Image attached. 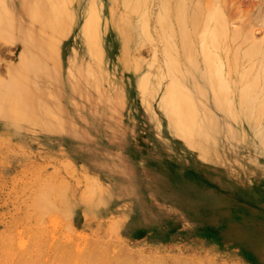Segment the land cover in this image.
<instances>
[{"label": "rangeland", "instance_id": "obj_1", "mask_svg": "<svg viewBox=\"0 0 264 264\" xmlns=\"http://www.w3.org/2000/svg\"><path fill=\"white\" fill-rule=\"evenodd\" d=\"M21 2L0 0V264H264V143L239 128L264 115L217 134L191 112L162 68L159 0H141L149 39L128 62L97 0ZM171 94L188 107L167 117Z\"/></svg>", "mask_w": 264, "mask_h": 264}, {"label": "bare ground", "instance_id": "obj_2", "mask_svg": "<svg viewBox=\"0 0 264 264\" xmlns=\"http://www.w3.org/2000/svg\"><path fill=\"white\" fill-rule=\"evenodd\" d=\"M21 1L12 5L13 8L20 10ZM232 1L159 0L160 4H157L155 33L162 44V68L168 71L173 87L178 86L182 92L192 94L190 101L196 106L190 107L191 112L202 115L209 131L217 134L229 133L227 116L239 126V116L252 120L264 115V38L255 40L252 37L253 26L259 21L264 28V8L253 1L244 10H239L237 6L234 8ZM97 2L101 7L99 18L103 26L114 32L113 38L109 37V47L121 48L124 61L128 62L126 54L130 48L141 43L143 38L149 39L147 8L142 14L141 0ZM46 5L39 6L41 10L36 14L30 12L29 21L34 27L37 21L50 19L52 13L58 12V3L47 2ZM21 17L24 19L26 15ZM235 22L239 27H232ZM93 32L95 38L101 34L100 30ZM177 97L171 94L159 103L160 109L161 106L166 109L167 117L171 110L175 112L180 107H188V99ZM233 104L240 106L238 111ZM239 128L244 131L243 138L248 143L250 135L264 143V129L261 132L243 126Z\"/></svg>", "mask_w": 264, "mask_h": 264}]
</instances>
